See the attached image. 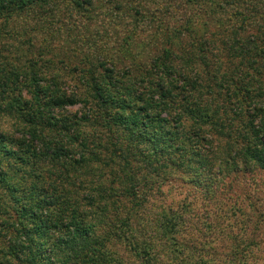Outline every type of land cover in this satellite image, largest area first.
<instances>
[{"label": "trees", "instance_id": "obj_1", "mask_svg": "<svg viewBox=\"0 0 264 264\" xmlns=\"http://www.w3.org/2000/svg\"><path fill=\"white\" fill-rule=\"evenodd\" d=\"M53 2L0 0V19L43 27ZM201 2L232 20L213 34L204 14L154 31L150 42L165 46L146 62L121 48L46 75L0 55V264H161L164 251L205 264L184 256L187 206L152 214L149 190L175 171L195 181L216 167L223 180L264 171V12L259 0ZM9 24L0 37L14 34ZM125 52L134 67L118 65ZM231 252L228 264H250Z\"/></svg>", "mask_w": 264, "mask_h": 264}, {"label": "rangeland", "instance_id": "obj_2", "mask_svg": "<svg viewBox=\"0 0 264 264\" xmlns=\"http://www.w3.org/2000/svg\"><path fill=\"white\" fill-rule=\"evenodd\" d=\"M83 1L85 6L74 8L71 2L56 0L52 10L48 9L45 17L48 24L43 27L34 23L32 18L11 23L12 20L0 19V31L6 30L9 23V29L15 30L11 36L6 33V37H0V55L4 61L15 63L17 68L31 73L44 71L47 75L49 71H59L63 64L88 67L100 56L123 57L121 51L125 50L121 48H128L132 54L140 55L141 50L140 57L146 62L165 46V40L157 44L150 42L154 31L180 27L190 16L195 19L196 26L204 14L202 19L207 20L209 33L213 34L217 31L219 19L232 20L229 11H224L223 15L222 12L211 15L209 6L204 2L199 4L198 0ZM259 1L257 11L264 12V0ZM249 4L251 2L244 8L250 7ZM249 9L253 10V6ZM246 28L252 34H259L255 27ZM220 50L222 47L217 48L216 53H222ZM125 53L126 57L118 65L134 67L130 55ZM223 59L225 66L238 65V60H230L229 56L223 55ZM1 66L9 69L4 64ZM73 110L76 111L77 107ZM214 171L216 175L210 174L198 178V181L193 180V176L175 171L164 180L160 191L158 185L149 190L151 213L162 206H187V213L190 217L193 215V219L182 229L184 242L190 240L189 254L185 257L204 260L205 264H228L231 251L238 254L246 251L250 264H264V171L233 172L224 180L221 169L216 167ZM212 179L224 183L218 186L216 182L211 190L214 195L207 190ZM197 218H207L210 226L196 224ZM164 253L161 264H182L179 256Z\"/></svg>", "mask_w": 264, "mask_h": 264}]
</instances>
